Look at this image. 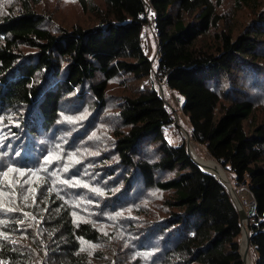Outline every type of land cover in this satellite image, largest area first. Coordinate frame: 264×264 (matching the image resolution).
I'll list each match as a JSON object with an SVG mask.
<instances>
[{"label":"trees","instance_id":"obj_1","mask_svg":"<svg viewBox=\"0 0 264 264\" xmlns=\"http://www.w3.org/2000/svg\"><path fill=\"white\" fill-rule=\"evenodd\" d=\"M54 1L77 19L0 0V264H245L238 205L189 154L161 83L254 202L264 264V0Z\"/></svg>","mask_w":264,"mask_h":264},{"label":"rangeland","instance_id":"obj_2","mask_svg":"<svg viewBox=\"0 0 264 264\" xmlns=\"http://www.w3.org/2000/svg\"><path fill=\"white\" fill-rule=\"evenodd\" d=\"M65 3H68V2L62 1V3H60V2H56L54 0H45L44 7H46L50 11L55 10L57 14L65 15L69 21L74 22V20L77 19V15H76L77 13L75 12L76 7L73 4L66 5ZM142 33H143L144 48L149 53L150 57H152V59H154V62H156V60L158 59L159 47H158V41H157L155 32L152 29L151 19H150V23H148L146 25V27L144 28ZM158 91L161 94V97L163 99H165L167 104L172 106L171 108H172V112H173V116H174V123L179 125V130H180L181 134L185 137L183 131L188 132L187 121H186V118L180 109V103H179L178 97L175 96V94L172 91H170L163 83L158 85ZM165 133H166L168 140H170L171 142H174L177 140V134H176V132L173 131L172 128L167 129ZM189 143H190L189 145L192 148L194 153L198 152V154H201L202 157H206V159H204V158L198 156L199 160L202 161L203 166H205L207 169H209V170L213 171L215 174H217V172H215L212 168H210V166L213 167L215 165V166L221 167V165L218 164L215 160L212 161L213 159L208 156V154L204 151L202 146L197 145L195 143H192L190 140H189ZM195 159L198 160L197 157ZM221 170L224 172V174H217V175L223 176V177L221 176V178L227 184L228 189H229L230 184H231L229 176L224 171V169L222 167H221ZM238 190H239V188H238ZM230 192L232 193V196L234 195L236 197V198H234V196H233V198L235 199V203L237 202L236 204L238 205V203L241 202V205H242L241 208H243L245 211V209L248 208V203L251 200L250 195L247 193V190L242 188L238 191V195H237L235 189L232 187V189H230ZM246 219H247V216L245 215V217L243 219L244 220L243 226L245 228L244 231L247 232V235H248V229L246 227ZM242 236L243 235L241 234L239 244L242 241L241 247L243 246L245 248L247 241H246L245 236L242 240ZM247 260H248L247 264H253L252 256H251V250L249 249V247H247Z\"/></svg>","mask_w":264,"mask_h":264},{"label":"snow or ice","instance_id":"obj_3","mask_svg":"<svg viewBox=\"0 0 264 264\" xmlns=\"http://www.w3.org/2000/svg\"><path fill=\"white\" fill-rule=\"evenodd\" d=\"M66 119H69V118H66ZM70 122H75V121H71L70 120ZM57 147H59V145L57 146ZM75 153H70L69 155H68V160H67V162L65 163V165H64V168L62 169V171H64V172H68L69 170H70V168L75 164V163H79V161L78 160H76L75 159ZM57 159H59V157H57ZM45 162L46 163H52L53 162V159H52V157L51 156H49V157H45ZM8 171L9 172H12V171H18V170H16V169H13V168H9L8 169ZM44 171H46V169H44ZM33 175H37V173H32ZM21 175H24L23 173H21ZM62 183H65V184H71L72 183V181H70V180H63V181H61ZM76 184H79L80 182L79 181H76L75 182ZM84 187H87V185H84ZM92 191H94V192H97L98 194H100V195H103V192H101L99 189H96V188H93L92 189ZM25 199H27V197H25Z\"/></svg>","mask_w":264,"mask_h":264},{"label":"water","instance_id":"obj_4","mask_svg":"<svg viewBox=\"0 0 264 264\" xmlns=\"http://www.w3.org/2000/svg\"><path fill=\"white\" fill-rule=\"evenodd\" d=\"M159 96L161 97V94L159 93ZM184 132V135H185V140H186V144H187V150H188V152H189V154H190V146H189V134H188V132H186V131H183ZM191 155V154H190ZM191 157L193 158V156L191 155ZM193 160H194V158H193ZM195 161V160H194ZM197 162V161H196ZM198 163V162H197ZM198 164H200V163H198ZM201 166L203 167V169L204 170H206V171H208V172H211L212 174H214L211 170H209V169H207L205 166H203L202 164H201ZM219 178V177H218ZM220 179V178H219ZM230 191V190H229ZM231 193V192H230ZM231 196H232V194H231ZM233 197V196H232ZM234 199V198H233ZM235 201V200H234ZM236 204V203H235ZM236 206H237V204H236ZM237 209H238V211H239V216H240V219H241V221L243 220V218L245 217V211H244V209L243 208H241V207H238L237 206ZM244 226H242V228H241V232H242V235H243V231H244ZM246 237H247V243H246V248L245 249H242L241 248V243H240V253H241V256H242V259H243V261H244V263L245 264H247L246 262H247V247L249 246V236L247 235V232H246Z\"/></svg>","mask_w":264,"mask_h":264},{"label":"bare ground","instance_id":"obj_5","mask_svg":"<svg viewBox=\"0 0 264 264\" xmlns=\"http://www.w3.org/2000/svg\"><path fill=\"white\" fill-rule=\"evenodd\" d=\"M190 144V143H189ZM190 146V145H189ZM190 150L193 152V150H192V148L190 147ZM194 153V152H193ZM195 161H197L196 159H194ZM198 162V161H197ZM199 163V162H198ZM201 165V164H200ZM210 168H212L215 172H217V174H224V172L221 170V167L220 166H213V167H211L210 166ZM230 183V182H229ZM230 189H232V186H231V184H230V187H229V190ZM242 205H241V202H239L238 203V207H241ZM244 236L246 237V232L245 231H243V236H242V240H243V238H244ZM246 241H247V237H246ZM241 245H242V241H241ZM242 249H245L243 246L241 247ZM248 261V260H247ZM247 263V262H246Z\"/></svg>","mask_w":264,"mask_h":264},{"label":"built area","instance_id":"obj_6","mask_svg":"<svg viewBox=\"0 0 264 264\" xmlns=\"http://www.w3.org/2000/svg\"><path fill=\"white\" fill-rule=\"evenodd\" d=\"M155 31V30H154ZM245 215L248 217V216H252V215H254V213H255V204H254V202L253 201H250L249 203H248V208H246L245 209ZM244 219V218H243ZM243 221L244 220H242V223H243ZM246 221H247V219H246ZM244 224V223H243Z\"/></svg>","mask_w":264,"mask_h":264}]
</instances>
